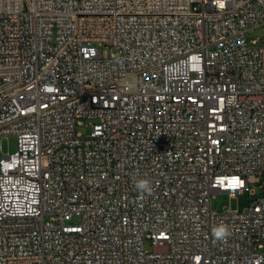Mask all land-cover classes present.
<instances>
[{
  "label": "built area",
  "instance_id": "obj_1",
  "mask_svg": "<svg viewBox=\"0 0 264 264\" xmlns=\"http://www.w3.org/2000/svg\"><path fill=\"white\" fill-rule=\"evenodd\" d=\"M11 136L0 264H264V0H0Z\"/></svg>",
  "mask_w": 264,
  "mask_h": 264
},
{
  "label": "rangeland",
  "instance_id": "obj_2",
  "mask_svg": "<svg viewBox=\"0 0 264 264\" xmlns=\"http://www.w3.org/2000/svg\"><path fill=\"white\" fill-rule=\"evenodd\" d=\"M3 154H12L17 151L18 139L15 136L5 138L0 141ZM258 196H251L249 192L239 194L236 198H231L228 194H218L212 200V208L217 212H222L226 209L238 210L243 212L251 205V201L255 200ZM153 251L157 254H168L170 252V246L168 243L159 244Z\"/></svg>",
  "mask_w": 264,
  "mask_h": 264
},
{
  "label": "clouds",
  "instance_id": "obj_3",
  "mask_svg": "<svg viewBox=\"0 0 264 264\" xmlns=\"http://www.w3.org/2000/svg\"><path fill=\"white\" fill-rule=\"evenodd\" d=\"M136 187L139 190H141V191L148 192V193L151 192V188H150L149 182L146 181V180L139 181L137 183ZM222 232H224V229H221L220 232L217 233V235H220Z\"/></svg>",
  "mask_w": 264,
  "mask_h": 264
}]
</instances>
